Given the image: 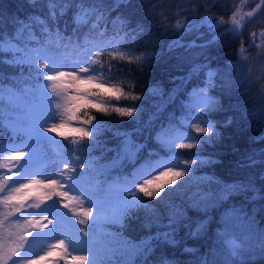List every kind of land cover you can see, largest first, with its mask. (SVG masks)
<instances>
[{
    "label": "trees",
    "instance_id": "obj_1",
    "mask_svg": "<svg viewBox=\"0 0 264 264\" xmlns=\"http://www.w3.org/2000/svg\"><path fill=\"white\" fill-rule=\"evenodd\" d=\"M49 3L56 5L52 9L55 17L50 15ZM61 3L62 0H0V15L4 17L0 37L5 44V50L0 52V138L7 133L8 107L12 104L6 98L10 88L2 85L10 86L6 77L19 70L9 62L16 54L7 51L8 41L19 48L25 44L35 47L28 32L16 36L19 25L12 23L13 17L28 22V18L37 16L44 21L31 22L30 31L44 50L58 59L81 60L96 44H116V50L101 52L92 67L114 66L98 78L122 88L126 95L118 101L108 99V106L134 107L136 111L131 117H120L91 109V115L96 117L88 126L92 135L79 145L70 139L59 148L67 162L76 160L79 164L76 169L81 170L76 175L70 173L73 180L82 182L83 188L95 181L94 191L86 188L83 192L96 196L110 184H131L150 153L170 155L162 139L181 128L213 142L174 151V164L180 166L195 156L200 158L192 165L193 173L179 177L174 186L165 187L161 194L163 198L173 193L170 203L183 208L191 219L190 227H181L177 232L178 243L158 246L147 256L134 255L125 241L139 244L159 229L151 223L152 212L133 207L119 222H110L112 236H97L103 238L102 251L106 253L99 264H160L162 256L176 264H201L202 258L214 260L215 264H241V259L243 264H264L258 247L245 252L242 258L229 255L230 242L239 243L237 238L242 239L245 231L237 226L225 232L222 220L227 211L243 208L254 221L251 231H264V199H252L254 195L264 197V0H130L128 4L84 0L85 6L94 11L79 20L76 9L61 14ZM124 20L126 24L121 23ZM178 23L180 28L176 27ZM138 25L143 27L142 32ZM45 26L49 33L43 31ZM217 33L220 38L215 44L202 46ZM201 90L218 102L214 109L199 112L207 111V120L215 124L218 137L195 133L193 127L184 125L189 116V99ZM22 91L21 86L23 96ZM38 100L42 102L41 97ZM20 136L19 132L11 133L5 141ZM139 145L144 147L136 151ZM3 162L6 160L0 157V165ZM232 184H252L257 191L234 194L220 201L225 186ZM181 186L182 191L176 193ZM206 193L212 195L205 203L216 202V207L201 211L189 206L193 199ZM161 198L145 199L166 221L168 207L160 203ZM199 221L207 222L206 230L195 237L189 235ZM231 223L239 225L235 217ZM6 233L0 230L1 243ZM85 238L92 243V238ZM185 248L193 251L186 252Z\"/></svg>",
    "mask_w": 264,
    "mask_h": 264
},
{
    "label": "snow or ice",
    "instance_id": "obj_2",
    "mask_svg": "<svg viewBox=\"0 0 264 264\" xmlns=\"http://www.w3.org/2000/svg\"><path fill=\"white\" fill-rule=\"evenodd\" d=\"M29 2L35 3V0H29ZM129 2L130 0H118V3L128 4ZM48 7L50 10V15L55 17L56 14L52 11V9H54L56 5L49 3ZM71 9L77 10V20H79L81 16L87 15L89 12L94 11V8L85 6L84 0H62L60 13L63 14L64 12ZM248 15L251 16L252 13L249 12ZM3 19L4 17L0 15V23L3 22ZM233 20L235 23H239V21H236L235 17H233ZM33 21L40 24L44 23V21L40 20V18L37 16L28 18V22L16 17L12 18V23L19 25V28L16 31V36L19 37L22 33L28 32L31 40H35V47L29 48L28 45L25 44L24 48L21 49L15 44L11 43V41H8L7 51L16 54L13 56L10 63L28 64L33 68H37V65L39 64V66L49 69L50 64L52 63L51 58H49V63H40L42 57L38 55V53H43L44 48L40 41L36 40L35 37L32 36L30 30L31 22ZM121 23L126 24L127 21L124 20L121 21ZM176 27L180 28L181 25L178 23ZM214 27L215 25H210V28ZM137 29L141 32L144 30L143 27L139 25L137 26ZM137 29H133V32H136ZM43 31L45 33H49L48 27L45 26ZM254 35L255 33H253V36ZM57 37L60 38L58 33ZM219 38V33H217L209 40L205 41L202 46L210 47L215 44ZM4 50L5 44L3 38L0 37V52ZM99 54L100 53L97 52V55ZM121 58L124 57L121 56ZM111 67L114 66L109 65L103 67L102 69L94 68L92 67L91 63L86 60L84 63L74 65L67 70H55V74H51L50 71L39 72L37 70L35 75L37 77L46 78L47 81L52 82L53 92L58 98L63 100V104H56L57 109H62L63 119H61L58 123L55 122L56 113L52 112L51 119L53 120V123H51L50 126H48L47 123L42 124L41 132H43L44 128H46L47 132L53 133L56 136L67 140L70 138V136L63 130L66 128L71 129L72 133L77 134V136L71 137L73 143L79 145L82 143L85 137L92 135V131L88 126L93 124V121L96 119V117L91 115V109H95L97 112L104 114L116 113L120 117H131L136 111L134 107L108 106V99H114L118 101L122 96L126 95L122 88L115 87L98 78L103 71H109ZM81 85H86L87 87L82 88ZM200 95L201 97L204 96L203 90H201ZM128 98L138 99V97ZM204 99L205 103L198 106L201 109L212 110L218 103L214 100H211L210 98L205 97ZM49 103H51V101H49ZM207 114V111H204L195 115V119L192 121L194 124V131L198 134H207L208 136L218 137L220 133L216 129L215 124L207 120ZM196 121L203 122L205 126L201 127V124L197 123ZM228 122L230 123L231 121ZM96 131L98 133L99 130L96 129ZM187 139L190 141H195L196 143L181 142L178 144L180 149H192L196 147L197 143L203 145L213 142L211 139H203L201 136L188 135ZM164 146L172 150L177 147L176 144L167 143H165ZM143 147L144 145L137 146L136 151H139ZM27 154L28 153L23 150L16 151L14 155L9 156L8 160L15 163L17 166H20V163L24 161V158ZM131 158L134 160L135 152L132 154ZM75 159H78V155L75 157ZM198 159L200 158L195 156L190 161H184V164L180 166L169 163L158 155L150 153L149 159L139 166L137 169L139 175L136 176L131 187L126 189L127 196L124 197L125 203L120 210L121 215H125L130 208L144 207L152 212L153 219L151 223L154 224L159 229V231L144 238L139 244H134L131 241H125L126 246L132 250L134 255L141 254L143 256H147L153 252L156 247L163 244L174 246L178 243L176 234L179 229L181 227H190L191 219L187 216L186 211L183 208L170 203V197L173 195V193H168L163 198H161V194L164 192L165 187L174 186L179 177L193 173L194 169L192 168V165L196 164ZM201 163H204V161L201 160ZM0 167L8 168L9 172L13 171V169L9 167L7 161L3 165H0ZM63 167L67 168V171L71 173H75L77 171L76 167L70 165H64ZM57 175L59 178L49 179L47 181L40 179H30L27 182H20L18 183V186L13 185L10 188H8L7 182L0 183V193L3 194L2 198H0V204H3L8 209L5 215L8 216L25 212V205L31 199H35L36 201L43 203L44 201L52 200L54 197H59L60 201L63 202V208L70 209L75 215L80 216L81 224L87 223L88 218L93 215V208L84 207L82 210H79L78 206L81 204V201L78 195H72L67 190L69 187L68 181H72L74 177L71 175L65 176L63 171L59 172ZM9 179H11V177H9ZM182 189L183 186H181L180 189H176L175 191L176 193H179L182 191ZM225 189L226 190L219 196L220 201H225L229 196L234 194L243 193L249 190L253 191L254 193L257 191L252 184L226 185ZM34 190L35 195L33 196ZM211 195V193L202 194L200 195L199 199H193L189 206L201 211H207L209 207H216V202L205 203L208 201V198ZM145 198H161L160 203L168 207L166 221L164 216L156 212V207L154 205L147 204ZM252 199H264V197L254 195ZM40 203L35 204L34 207L39 208ZM255 211L256 209H253V212ZM233 217L239 221V225L231 223ZM222 220L225 224V232H228L230 229L237 226L241 227L245 231V235L242 239L237 238L239 239V243L230 242V256L242 258L245 252L255 251L257 247L260 249L261 254L264 255V231H260L259 233H254L251 231L254 221L252 218L247 217V213L243 210V208L231 209L227 211L222 217ZM44 221H48V223H44ZM50 223H52V221L48 220L46 215L39 220L35 216H31L30 219L27 217L25 218V226L31 225L33 228H47L48 224ZM206 225V221L197 222L196 228L191 233H189V235L193 237L197 236L202 231L206 230ZM0 226H3V221H0ZM30 235L31 232H29L27 235H20L19 239L22 244L12 248L0 243V260H2L4 264H8V261L12 257L19 258L22 246L23 244L27 243L28 236ZM58 250L65 254L61 257V259H65L68 254V247L65 245L64 239H60L56 244H53L52 247L45 253V255L39 257V260H45L47 256L56 254V251ZM184 251L189 252L193 251V249L185 248ZM87 259L88 257L84 255L71 257L73 262H83ZM13 264H19V262L14 261ZM23 264H35V262L29 260L24 261ZM160 264H176V262L168 260L162 256ZM201 264H215V261H208L202 258ZM241 264H243L242 259Z\"/></svg>",
    "mask_w": 264,
    "mask_h": 264
},
{
    "label": "rangeland",
    "instance_id": "obj_3",
    "mask_svg": "<svg viewBox=\"0 0 264 264\" xmlns=\"http://www.w3.org/2000/svg\"><path fill=\"white\" fill-rule=\"evenodd\" d=\"M116 47V44H96L91 48L87 56L79 61L58 59L44 50L43 53H38L42 57L40 63H49V58H51L52 63L49 69H45L39 66V64L37 68H33L28 64H13L19 70L14 75L6 77L10 86L6 83L2 85L4 88H10L9 92H6V98L12 104L8 107L7 133L5 137L0 138V157L8 162L9 167L13 171L9 172L8 168L0 167V183L7 182L8 188H10L13 185L18 186V183L27 182L30 179L47 181L59 178L57 174L61 171L64 172L65 176H68L67 168L63 167L64 165L78 167L79 164L76 160L70 163L67 162L58 150L61 145L63 146L68 143L72 139V136H77L76 133H72L71 129H64L63 131L70 136L69 139L65 140L53 133L47 132L46 128L41 132L42 124L47 123L50 126L53 123L51 119L52 112L56 113L55 122L58 123L63 119L62 109L56 108V104H63V100L58 98L53 92L52 82L47 81L46 78L37 77L35 72L37 70L39 72L50 71L51 74H55V70H67L74 65L84 63L86 60L93 66L98 61L99 55H97V52L114 51ZM20 48L23 49L22 47ZM21 86L23 88V96L21 95ZM15 87L19 88L15 89ZM81 87L85 88L87 86L81 85ZM200 92L193 94L189 99V116L184 119L185 127L194 128L192 121L195 119V115L202 110L198 106L205 103V97L212 100V95L208 94L207 91H203V97H201ZM40 97L42 102L38 100ZM16 132H23L24 134L17 138L16 141H5L7 140L6 135L10 136L11 133ZM188 135H190V132L185 128H181L172 136L163 138L162 141L164 145L165 143L176 144V148H178V144L181 142H191L187 139ZM166 148L169 150L170 155L161 158L174 164L176 162L174 159L176 148L174 150ZM20 150L26 151L28 154L24 158V161L20 163V166H17L15 163L9 161L8 158ZM89 162H93V160L90 159ZM4 163H1V165ZM80 170L77 169V171ZM71 174L76 175V173ZM132 182L129 185H120V187L111 186L110 184L106 186L102 194L91 196L90 192L83 191L86 188L94 191L95 181H92L85 188L80 185L82 182L79 183L75 180L68 181L69 187L67 190L72 195H78L81 201L78 209L82 210L84 207L93 208V215L88 218L85 224L80 223V216L75 215L70 209L62 207L63 202L60 201L59 197H54L52 200L44 201L43 203L31 199L25 205V212L8 216L5 215L8 209L3 204H0V221H3V226H0V230L4 232L6 230L7 232L4 236L3 244L9 245V247L20 245L22 244L19 239L20 235H27L31 232L27 243L22 246L20 257H12L8 261V264H13L14 261L23 264L24 261L29 260L34 261L35 264H99L98 260H104L106 253L102 251L105 246L103 238H98L97 236L102 234L107 239L110 235L112 236L113 230L109 229L108 225L110 222H119L123 216L120 210L125 203L124 197L127 196L126 189L131 187ZM213 185L218 187L216 183ZM34 195L35 190L33 191ZM2 196L3 194L0 193V198ZM85 197H89V199ZM37 203H40L39 208L34 207ZM45 215L48 217V220L52 221V223L48 224L47 228H33L31 225L25 226L26 217L30 219L31 216H35L39 220ZM44 223H48V221H44ZM90 232L92 233L90 234ZM94 232L96 235H92ZM85 237L92 238V243H88ZM60 239H64L65 245L68 247L66 258L61 259L65 254L58 250L56 254L47 256L45 260H39V257L45 255L52 245L56 244ZM1 240L0 238V243ZM77 255L87 256L88 259L83 262H73L71 257ZM0 264H4V262L0 260Z\"/></svg>",
    "mask_w": 264,
    "mask_h": 264
}]
</instances>
